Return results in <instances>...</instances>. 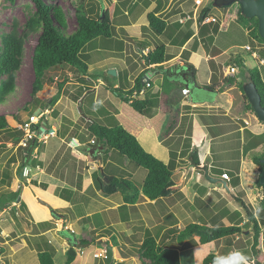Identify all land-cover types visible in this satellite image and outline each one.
I'll return each mask as SVG.
<instances>
[{"label": "rangeland", "instance_id": "374dc122", "mask_svg": "<svg viewBox=\"0 0 264 264\" xmlns=\"http://www.w3.org/2000/svg\"><path fill=\"white\" fill-rule=\"evenodd\" d=\"M97 1L98 0H45L47 4L61 9L65 16L69 31L73 30L76 26L74 8L78 6L81 2L82 6L85 9L95 6V10H97ZM161 1L168 3L170 0ZM209 1L210 0H172L174 6L170 10L161 13V15L164 18L169 19V17L175 14L188 13L189 18L195 20L203 6ZM194 3L198 4L197 7L195 5L193 6ZM128 5L129 7H132V9L129 14L126 15L125 19L126 21H128L129 19V21L132 23V27H129L130 24L125 27L128 28V31H130L132 35L139 36L138 26L143 23V21H145L146 12L149 10L145 9L142 3L135 2V0L129 1ZM236 9L237 3H233L227 10L221 7H213L210 16L216 18V20L218 21L217 23H227L233 17V13ZM33 11L34 7L30 0H0V35L10 30V24L12 21H16L19 25V30L22 31V25L24 21L33 13ZM115 19L117 22H121V20L124 21V19L121 17V13H119ZM243 23L244 22L240 21L239 23H232L233 25L228 26L224 31L213 30L214 26L216 25L215 22L207 25L208 29H210V36L205 39L204 43L198 40L196 46L200 47L201 45L198 44L203 43L202 47L205 48L206 51L208 50V54H214V57L212 58V60H210V62H207L206 60H202L199 62L196 72V78L197 82L200 85L205 86L207 82H209L208 77L209 79L211 78V72H213L214 74L212 75V82H223L222 76H224V68H226L228 65L236 66V59H240L239 57L243 58L244 61H246V69H259L262 74L264 83V64H261L259 62V60L263 58L262 56L264 54V50L260 53L259 49H264V43L260 44L250 35H247V32L243 30ZM116 30L118 36H123V33L119 31L120 28H116ZM36 37L37 34L30 33L24 39L21 65L17 70L15 77L16 87L15 90L6 97L5 101L0 104V114L7 115L6 118L10 131H20V128H22L28 122L29 116L31 114H37L41 112L48 113L47 119L45 120V125L51 127V129L53 128V126L55 128L52 129V132H37L35 133V135H32V137L36 139V143L38 144L37 147H34L31 150V154L34 160L36 161V165L33 166L32 164H29L30 166H28V168L21 169L24 175L22 178L18 173V169L20 168L23 159L21 155L23 150L18 146L27 145V138H30V136L24 131V135L22 136V138L14 144L8 138V131L0 132V179L2 178L4 182L2 184L3 187H0V190L2 189V194L0 193V195H3V198L8 197L10 194L11 190L9 191L8 187L12 188L16 185V183H21L20 185L22 189L23 186H28L33 191L32 196H35V191L39 192V190H45L47 188L52 177L53 180L55 178V188L57 185L56 191H59L60 195H57V193L55 194L54 186H52V188L50 186L49 190H51L54 194V197L52 196V200H55V204L58 205V203H60V200L58 198L64 196L63 194H61V187L59 184H63L64 182V187H69L70 185H73L72 187H75L76 189L72 196H70L69 198L70 203L77 204L84 200L85 203H87V206L90 207L89 211L91 210L100 212V214H91L89 217L86 216L83 221H79L76 225L66 220V222L64 221L63 225H65V223H69V225L66 224L67 226L63 228H61L59 224L60 221L58 219L50 217L46 219L48 220L47 227H51V231L54 232V234L57 232L54 236L60 235L62 229L64 228L71 230L75 233L77 232L78 239H84L90 242L88 246L82 248V250L84 251L82 253L79 252V254L83 256L87 253L90 255V257H92L93 252L95 254H98L103 253L104 251L105 253V247L107 245L105 239L99 241L100 244L95 242V239L98 237V235L100 233H105V230H107L108 232L112 231V233L117 235V239L121 243V247L118 252L122 254V251H126L127 248L132 247V245L135 244L138 240L141 241V237L143 238L146 231L150 232V234L152 235L158 234L155 237L157 239H164L165 241L166 238H168L169 236L165 230V227L168 225L167 222H173V217H177L178 219H175L176 221L174 222V224L178 223L182 227L185 223L189 222L188 219H193L194 215L195 218L202 216L201 211H190L189 207H187V202L191 203L190 200H193L192 193L194 191H199L198 193L201 195L202 193H206L207 188H212L211 194H214L217 197H220L221 194H226L225 189L221 187V185H223L221 182L215 183L218 188L213 189V182H210L205 177V173L203 171L205 165H201L200 163H207L209 157L203 155L202 152L204 148L202 146H199V148L196 150V161L198 162V165L194 164L192 160L189 159L187 156H184V158H180L178 160L173 178L176 180L179 179V181L180 179H185L187 181V183L183 182L185 186L187 185V196L185 198L178 196H176L175 198H165L163 200L164 206L166 208L167 206L171 208L168 213L160 212L157 206H153L154 208L151 209V206H148V208H146L144 207V205H130L131 208L127 210L128 213L125 211L124 206L120 208H108L109 206H111V203L121 201V196L118 193L112 195H104L98 192L97 194L95 192L94 184L92 182L91 173L95 170L98 176L100 175L101 171H104L105 174L115 176L122 175L127 178L131 186H139L145 176L146 170L134 164L125 155H121L114 150H108L107 153L105 151H96L94 153H91V149L89 148L90 146L86 144L82 145L78 149L75 148L76 150L72 152V149H74V144H72L71 141L75 139V137H69L62 141L56 136V132L53 130H55L62 122L67 123L71 126L74 125V127H77L78 125L81 131H84L85 133L84 126L86 120L83 121L84 119L82 113L84 112H82V110L88 109V106L91 102V98L89 97L90 95H87L85 99L80 103V99L82 96L80 98L79 96L84 90L80 85L81 83L77 82L76 69L67 65H62L50 69L44 77L43 88L36 94L37 98H32L30 94L31 82L33 79L31 53ZM144 38L150 41V47L152 48L154 47V45H156V43H163L165 40V35H157L155 37L150 35L149 37ZM99 39L102 38H98L89 42V44L84 47V51L82 52V54L86 53L90 55V58L94 57L95 55L93 54L94 51L92 47L93 45H95L94 43L100 42ZM134 39L135 42L138 43L141 38L139 37ZM130 41L131 39L128 38L126 42L127 46L125 48V51L122 52L118 56V58L113 56L112 54H109L108 56L113 58L112 61L114 63L116 62L117 64H119L120 67H125L129 74V81L133 83L132 80L135 78L134 70L130 69L131 65L128 60H130L131 62H135L136 65L134 66V69L139 64V66L136 67L137 69H135L137 71H139V69L142 67V62H140L138 56L135 54V52L137 51L136 46L133 45V43H131ZM243 44L249 45L252 49H255L256 56L251 55L249 51L245 50V46ZM173 48L174 47L169 46L167 48V51L170 52ZM141 53L144 52L142 51ZM105 54L106 52H100L99 54L97 53L96 60H102ZM215 57H217V59ZM82 58L84 59L83 56ZM202 58L204 59V57ZM85 60L91 63L90 60L88 61L86 58ZM108 62L109 61L105 62L102 65V70L104 72L103 75H105V77L113 85L117 86V80H125L124 73L123 71L119 70V68L116 70L115 67H108ZM217 62H219L221 68L219 71L220 74L218 75L216 74L215 70V68L217 67V65L215 64H217ZM92 65L94 66V64L88 65L90 73L99 75L100 73L95 72L97 71V68L92 67ZM239 68L240 66L238 67V69ZM109 69H115L117 73H121L117 76L106 75ZM245 72L246 71L241 68L240 72L238 73L240 78H243V80L247 79V77L244 78V76H242V73ZM148 75L152 79L153 85L150 88H147V95H150V97L153 96V98L155 99L154 93H157V91L161 87L159 85L161 79H159V75H154L152 72L148 73ZM155 76L158 77L156 80ZM57 82L62 83L60 97L52 107H49L48 102L51 96L54 95V93L56 92ZM170 87V85L168 86L166 83H162L163 91L167 90ZM103 89L104 86H102L101 84H99L96 88V100H108L112 102L117 109L120 119L119 122L128 131L136 135L140 130H146L147 132L152 133L153 137H149L147 140L148 142H145L142 139H140L139 142L146 151L153 154L156 158L160 159L163 162L168 161L167 149L163 145L157 143V138H155V134L157 137V133H160L163 128L164 122L167 123L169 117H166V115L160 112H157L158 114L154 115L152 109L146 110L144 113L136 112L132 109L129 104H124L123 102L115 100V98L109 97V94H107V92H105ZM221 90H223V87H221ZM221 90H206L202 92H205V94L209 96V100L213 103L225 102L228 105L227 108H229V113H254L245 108L243 97L237 96V94L233 92L236 89L227 91L224 95H221ZM185 92L186 90L184 91V93ZM202 92H196L195 94L202 95ZM179 96V90H177L175 94H172L173 106H177L180 103V101L177 99ZM102 107L101 110L102 112H104ZM24 108H28V110L26 111L24 110ZM79 109L81 111H79ZM91 109H93L94 111L93 106H91ZM198 109H204V107H200ZM207 109V112L209 113H221L222 110L224 111V109L220 108V106H218V108L214 106L207 107ZM16 116L19 117V120L15 118ZM185 121L186 120L182 118L180 122L184 124ZM258 121L263 122L259 119ZM222 140L223 141L221 142V146L220 143L218 145L214 144V147L218 150L216 152V155L214 154L215 160L219 158L223 159V151H225V159H227V161L229 159L231 161L238 160V154L240 152V147L236 145L238 144V138L232 135L230 137L222 138ZM207 141L208 140L205 139V142ZM216 142H219V140H217ZM225 146L227 147L225 148ZM221 147H223L224 149H222ZM69 151H71V154L75 156L71 157L69 155ZM64 152H66L64 156H68L67 158L69 160V165L71 164V161H74L75 163L72 176H69V167L71 166L67 165L65 167H60L57 165L60 158H62ZM250 158L251 157L247 159L250 160ZM190 163H192V165ZM49 164L50 166L47 167ZM98 166H100L101 170L98 168ZM250 166L252 169L251 174L253 176H258L257 170L253 168L251 164ZM48 168L50 169L47 170ZM228 171L230 174H234L236 172L231 171L230 169H228ZM210 172H208V175L210 176L211 174H214V176L220 175V173L214 169H212V171ZM222 172L225 173L226 171ZM64 177L67 179H64ZM59 179L62 182L59 181ZM68 179H71V182H69ZM17 189L18 186L16 187V190ZM232 190L234 189L232 188ZM244 190L246 191L245 187ZM35 197L33 200L35 201L36 205H41L44 207L42 203H39L37 202V200H35ZM86 198H89V201ZM223 201V199H219L217 204L222 205ZM23 202H21L22 204L20 203V205L18 204V202H12L9 207L0 210V228L3 227V230H0V245H5V252L3 254L4 258L1 260L3 263L0 264H38L37 255L35 251L30 249V247L24 246L22 249L14 251V249L18 248L17 246L18 244H20L22 239L30 238V222L28 221L34 222L36 218L44 219L47 216L43 210L38 209L36 207L32 209V215L29 212L28 207L24 206ZM13 204H15V206L18 208L17 211L14 210L15 213L14 211L12 212L10 210ZM57 208H60V206H57ZM157 208L159 211H157ZM76 211L77 209H74V212ZM205 211H210L209 207L205 208ZM124 212H126L125 214L129 216V221H120V218L123 217ZM194 212L196 213L193 214ZM69 216H74L72 211L69 212ZM174 224L172 227L178 228V226H175ZM161 226L162 228L159 229V227ZM44 228L45 227H42V229ZM126 230H128L129 232L127 238L124 237V232ZM66 232L67 231H64L63 234H67ZM242 236V234H239L240 238ZM168 239H170V241L167 242L168 246L173 245L178 247L175 244L176 240L174 238L169 237ZM54 244L56 243L54 242ZM208 245L210 244H207V246ZM55 246L58 247L57 244ZM191 248L192 247H190V249H187V247L180 248V258L184 256L192 257V252H190ZM60 252L61 251L59 250V252L54 255V261L56 264H59L60 262L63 264L66 259L64 253L60 254ZM92 259L94 261L93 263L95 264H105V259L103 258V256H99L97 258L92 257ZM112 262L113 260L110 264H112ZM181 262L182 264H193L189 260L186 261L185 257L181 259ZM124 264H140V262L136 258V256H134L128 257L124 261Z\"/></svg>", "mask_w": 264, "mask_h": 264}, {"label": "trees", "instance_id": "16d2710c", "mask_svg": "<svg viewBox=\"0 0 264 264\" xmlns=\"http://www.w3.org/2000/svg\"><path fill=\"white\" fill-rule=\"evenodd\" d=\"M30 1L33 4L34 11L24 21L22 31L19 30L17 22L12 21L10 24V30L0 35V104L3 103L6 97L15 90V77L16 72L21 65L24 39L30 33L37 34L31 53L33 79L31 82L30 94L32 98H35L37 92L43 88L46 73L50 69L62 65H67L76 69V79L79 83H81L80 85L84 90L83 92H86L85 97L90 95L91 88L94 85V79L98 76L100 77V75L88 72V64L90 62H87L85 58L88 61H92V59L89 57L90 55L86 53L82 54L84 47L92 40L102 38L99 39V43H94L95 45H93V47H100V50L96 53L99 54L100 52H104L106 49H114L115 51H120L121 53L123 49V40L122 38H117L115 27V25L120 22H117L115 18L120 7L129 8L128 10L132 9V7H129L128 5L131 0H98L97 10H95V6L85 9L80 2V4L74 8L76 26L71 31L68 30L65 16L60 8L47 4L45 0ZM151 1L152 0H135V2L142 3L144 7H147ZM230 6L231 5L221 6V8L227 10ZM213 7L216 6H214L213 0H210L203 6L195 20L189 18L185 23H181L177 20L174 22H168L158 11V9L161 8V0H158L157 6L147 13V25H142L141 29L145 35L146 33H148L149 36L152 35L154 37L157 35H165V40L169 41L171 45L179 46L184 44L191 36L194 35V32L190 27L193 21L197 22L198 33L200 36L199 40L203 43L205 39L210 36L209 34L203 35L204 32H210L207 25L215 22L216 25L213 30L224 31L228 26L233 25L232 23H239L240 21L244 22L243 30L247 32V35H250L260 44L264 43V38H262L258 32L257 18H248L243 16L238 4L237 9L233 13L232 19L228 23H217L218 21L216 19L214 21L209 19L207 22L202 23L204 18L211 17L210 13ZM194 38L198 40L195 35ZM131 40L135 41L134 38ZM164 42L156 43L154 47L144 53L143 58L144 66L146 67L145 71L136 76L133 83H130L126 70H123L125 80L119 81L117 86L113 85L105 77V75L102 76V79L106 89L110 90L123 102L129 104L136 112L144 113L146 110L155 106L158 112L166 115V117H169L168 122H164L163 128L159 133L161 143L165 145L169 151V160L167 163L161 161L153 154L146 151L139 143L136 136L126 130L114 119L110 122L106 117V122L102 123L98 120V118L92 115V112L89 109L82 110V112H84L82 113L83 119H88L86 120V125L84 126L85 133L84 131H79V127L77 125V127L72 130V134L69 135L70 138L71 136L76 137V140L81 143L84 142V144L85 142H89V140L94 137L97 145L95 144L93 146L99 145L102 148L101 150L104 151L114 150L121 155H125L134 164L146 170L145 176L139 186H131L127 178L122 175H109L105 174L104 171H101L99 176L95 171L92 173L94 186L103 194L111 195L116 192L122 194L124 202L122 206L136 203L140 194H142L148 201H159L164 198L171 197L174 194L178 197L183 196L172 178L173 170L176 165L175 160L178 155V140L172 133L180 124L182 109L185 108V105L181 106L178 104L177 106H173L172 94H175L177 90H179L180 96L177 99L180 101L186 93H184V91L189 88L185 86L182 80L173 76L171 68L165 66V62L170 60L173 55L166 52V45ZM138 43L140 47L143 48L145 46H150V41L145 38L140 39ZM243 45L247 46L246 44ZM245 50L249 51L250 54L255 52V49H252L250 46L249 49ZM259 50L261 53L264 49L260 48ZM262 57L263 58L260 59L262 61L259 60V62L264 64V54ZM239 58L240 59H236V72L232 76H225L223 83H236L242 93L245 108L253 112L246 96L243 93V86L248 81H253L260 94L261 104L264 106V83L262 74L257 68L246 69L244 59L241 57ZM180 66L188 67V69H190L195 75V68L192 64L184 62V64ZM239 66L240 68L238 69ZM241 68L246 71L245 73H247V79L237 80V76ZM145 72H152L154 75L160 76L161 82L159 85L161 87L157 93H154L155 99L153 96L150 97V95H147V88H150L153 85V82L150 80L149 76L142 79V75ZM120 73L121 72L117 73L116 76ZM106 75L110 74L107 72ZM162 83H166L171 87L163 91ZM206 87L210 90H214L213 83L207 84ZM61 88L62 83L57 82L56 92L51 96L48 102L49 107H52L59 99ZM141 91H143V93H140ZM143 94H145V96L141 97ZM24 110L27 111L28 108H24ZM15 118L19 120L18 116ZM41 126L42 124L40 122L34 124L32 128L39 130ZM62 128H64L63 132H65L68 127L63 124ZM20 129V131H10L6 115L0 114V132L8 131V138L14 144L17 143L24 135L23 127ZM61 136H64V133H62ZM245 137L246 140L243 147L244 152L246 153L250 151L252 161L258 166V171L261 172L264 167L261 163V160L264 158V145L261 151H255L254 149L257 146L264 144V133L252 134L246 130ZM94 140L92 143H94ZM26 144L27 145L25 146H18L23 150L21 153L23 159L20 168L18 169V173L22 174V177L24 175L21 169L28 168V166H30L29 164H32L33 166L35 164L31 150L37 146L36 139L34 137L27 138ZM188 148L189 146L183 145L180 154L185 155L188 152ZM191 155L193 160L198 165V162L195 160L196 151L191 152ZM98 168L100 169V166H98ZM215 170H217L220 174L222 173L219 169ZM256 183L258 186L263 188V186L259 183V177L257 178ZM19 194L20 190H11L9 196L6 198H3V195H0V209L8 207L11 202L18 198ZM239 201L241 200L239 199ZM241 204L244 206L242 201ZM245 209H247V207ZM10 210L12 212L14 211L12 208ZM263 211L264 198L262 199L259 207L260 214H263L261 213ZM231 216L238 217V219L235 224L228 226L222 225L221 223L218 225L208 226L204 223L189 222L179 229L171 228L168 231L174 233V238L178 242L182 243L181 248H186L195 244L207 245L215 240L232 236L236 232L240 231L241 226H238V223L241 221L239 213L237 211L232 212ZM247 217V224L251 223L253 231V235L251 237V251L254 255L255 263L264 264L263 252L259 247L261 238L260 226L258 225L254 214L248 210ZM39 226L48 228L47 221L40 222ZM60 226L63 228V223ZM63 230L68 231L73 236L75 235L71 230ZM34 231L36 233L38 232V229L35 228ZM104 232L105 233H100L99 235L107 237V244L120 249L121 243L118 241L117 235L112 233V231L108 232L105 230ZM43 237L44 236L39 237L41 242L35 243L37 248L38 264H55L53 259V248L50 243L46 241L45 237ZM78 242L81 244L87 243L82 239ZM4 252L5 245H0V254L2 255ZM75 255L76 251L72 245L65 252L66 259L64 264H70L74 260ZM122 255L123 257L136 256L142 264H180L179 250L175 247L161 246L156 238L147 231L145 232L141 242L138 243L137 241L132 245V247L127 248L126 251H122ZM95 257L97 258L99 256ZM2 258H4V256ZM103 258L105 259V257ZM201 264H226V261L221 260L216 254L209 252L202 258Z\"/></svg>", "mask_w": 264, "mask_h": 264}, {"label": "crops", "instance_id": "0c3cea01", "mask_svg": "<svg viewBox=\"0 0 264 264\" xmlns=\"http://www.w3.org/2000/svg\"><path fill=\"white\" fill-rule=\"evenodd\" d=\"M157 2H158V0H152L148 4V6L144 7V8L151 11L157 6ZM194 5L197 7L198 4L194 3L193 6ZM173 6H174V3H172V0H170L168 3L161 1V8H159L158 11L161 14L164 11L170 10ZM196 7H194V8H196ZM120 8L121 9H119L118 14L121 13V17L124 19V21L121 20V22L119 24L115 25V27L117 29L120 28L119 31L121 33H123V36H118L117 32H116L117 38H119V39L122 38V40H123V46H122L123 49L121 51V53H122L125 51V48L127 46L126 42H127L128 38L132 39V38H139L140 37L141 39H144L145 34L143 33L141 26L147 25V23H148L147 22V13L149 11L146 12L145 21H143V23H141L138 26L139 36H135V35H132V33L130 31H128V28L125 27V26H128L129 24H130L129 27L130 28L132 27V23L129 21L128 17H127V19L129 22L126 21V19H125L126 15L129 14L131 9L128 10L129 8H124V7H120ZM186 15H188V13L175 14V15H172L171 17H169V19L168 18H165V19L168 22H174L176 20L178 21L182 17H186ZM188 19H186L183 23H185ZM190 27L193 30L194 35L197 36V38L199 40L200 36L198 33L197 22L193 21L191 23ZM204 33H203V35L210 34V32H208V31L204 32ZM194 35L191 36L184 44L179 45V46L178 45H171L169 41L165 40L164 43L166 45V52L173 55V57L170 60L165 62V66L171 68L173 71L178 66L184 64V62L190 63L195 68V78H196V72H197L199 62L202 60H206L207 62H210V60H212V58L214 57V54H212V55L208 54V52H207L208 50L206 51L205 48L202 47L203 43H201V44L199 43L198 45H201V46L197 47L196 45H197L198 40H196L194 38ZM147 36L149 37L148 33H146L145 37H147ZM199 41H201V40H199ZM130 42L136 46L137 51L135 52V54L138 56L140 62H142V67L139 69V71H137L135 69H137L136 67H138L139 64L134 69V66L136 65L135 62H131L130 60H128L130 62L131 67H132L130 69L134 70V75L136 77L141 72L145 71L146 67L144 66L143 56H144L145 52H147L148 50L151 49V47L145 46L143 48V47H140L139 43H137L133 40H131ZM169 46L174 47L172 49V51H170V52L167 51V48ZM92 49L94 51L93 54L95 56L91 57L92 61L88 65L94 64V66L92 65V67L97 68L98 72L97 71H95V72L100 73L99 74L100 77L98 76L96 79H94V85L91 88V93L89 96L91 98V102L88 106V109L92 112V115L95 116L96 118H98V120H100L102 123L106 122L105 119L107 117L109 119L108 121L111 122L112 119H114L117 123L121 124L119 122L120 119H119L117 109L112 102H110L108 100H104V101H97L96 100V93H97L96 88L98 87L99 84H101L102 86H104L103 90L105 92H107V94H109V97L115 98V100L123 102L119 97L115 96L110 90L106 89L104 81L102 79V76L104 74V72L102 70L103 69L102 65L107 61H109L108 67H110V68L115 67L116 70L118 68L121 71L126 70L125 67H120L119 64H117L116 62L114 63L112 61L113 58L108 56L109 54H112L113 56L118 58V56L121 53H120V51H115L114 49H112V50L106 49L104 51V53L106 52V54L104 55L102 60L97 61L96 60L97 59L96 58V55H97L96 52L98 50H100V47L96 46V47H93ZM244 49H245V47H244ZM142 51L144 53H141ZM116 53H118V54H116ZM202 57H204V59ZM215 58L217 59V57H215ZM244 63H246V61ZM215 65H217L215 70H216V74L218 75V74H220L219 71L221 69L220 64H219V62H217V64H215ZM88 72L90 73L89 69H88ZM223 72H225V68H224ZM148 73H150V72H145L142 75V79H144L146 76H149ZM116 74H117V72H116ZM127 74H128V71H127ZM212 75H214L213 72H211V78L209 79V77H208L209 82H207V84L213 83L214 90L208 89L206 87L207 84L205 86L200 85L197 82V78H196V82L198 84V87L186 90L184 97L180 100L179 104L181 106L185 105V108L182 109L181 120L183 118L186 121L184 124H182L180 122V124L174 129V131L172 133L175 136V138H177V140H178V146H177L178 147V150H177L178 155H177L176 160H175L176 165H175V168L173 170L172 178L174 176V172H175V169L177 167L178 160L180 158L181 159L184 158V156H187L189 159L192 160V162L194 164H196V162L193 160L191 152H193V151L195 152L199 148V146H202L204 148L202 153L204 156H206V157L208 156L209 160L207 163L205 162V163H200V164L205 165V167L207 169V173L212 171V169H214V170L219 169V171H221V172L226 171L225 173L228 175L229 179L225 180L221 177V174L223 172L217 176L216 175L214 176V174H211V177L219 178L222 181H224V184L221 182L223 184V185H221V187L223 189H225L226 194H221L220 197H217L214 194H211L212 188H207L206 193L205 194L202 193L201 195L198 193L199 191H194L192 193L193 200H190L191 203L187 202V207H189L190 211L191 210L192 211H195V210L201 211L202 216L195 218V215H194L193 219L190 218L188 220H189V222L204 223L208 226L218 225L220 223L222 225L228 226L231 224H235L238 217L231 216V213L237 211L239 213V217L241 218L240 223H238V226H241V229H240V231L236 232L232 236H227V237L221 238L219 240L213 241L208 246L207 245H200V244H195L193 246H189V247H187V249H190V247H192L191 251H190V252H192V257H188V256H184V257H185L186 261L189 260L193 264H201L202 258L206 254H208L209 252H212V253L216 254L221 260H225L226 264H256L255 259H254V255L252 254V251H251V241H252L251 237L253 235V231H252V227H250L251 225L247 224V222H248L247 210L254 214V216L258 222V225L260 226L261 238H260L259 247L262 249L263 256H264V215H263L264 211L261 212L263 214H260V212H259V207H260L262 199L264 198V193H263V188L258 186L256 183V180L259 177L258 166L252 161L251 158H250L251 162L249 159H247L250 157V151L245 153L243 147L245 145V140H246L245 131L248 130L252 134L264 133V121L259 122L256 115H254V113H248V112L247 113H229L230 112L229 108H227L228 105L225 102L224 103H221V102L220 103H217V102L213 103V102H211L209 100V96L207 94H205V92H202V91H206V90L207 91H215L216 89L220 91L221 87H223V90H221V92H220L221 95H224L227 91H231V90L236 89L233 92L236 93L237 96H242V93L239 90L236 83L227 84V83L218 82V81L212 82V77H213ZM242 76H244V78H246L247 73H242ZM224 77L225 76H222L223 79H224ZM237 77H238L237 80L241 79L239 75ZM157 78L158 77L155 76V80ZM128 79H129V74H128ZM134 79L132 81H134ZM150 80L152 81L151 78H150ZM77 82H78V80H77ZM116 83L118 85L119 80H117ZM130 83H131V81H130ZM196 92H202V95L195 94ZM85 94H86V92H83L79 96V98L82 96L80 101L83 100V98L85 97ZM142 96H145V94L141 95V97ZM123 103L127 104L125 102H123ZM91 106H93L94 111H93V109H91ZM102 106H105V107H102ZM213 106L216 108H218V106H220V108H223L224 111L222 110L221 113H217V112H215V113L210 112L209 113V112H207V110H208L207 107H213ZM101 107H102L104 112H102ZM200 107H204V109H198ZM150 109L153 110L152 112H154L153 113L154 115L158 114L157 108L155 106L151 107ZM97 111L100 113H98ZM47 114L45 115V120L47 119ZM85 120H88V119H84L83 121H85ZM63 124L68 127V128H66L65 132H63L64 128H62ZM85 125H86V121H85ZM48 127L49 126H47V128H46L47 133L52 132V129L55 128L54 126L52 129H51V127H49V128ZM74 128H75L74 125L71 126V125H68L67 123L62 122L53 131H55L56 136L60 140L63 141L64 139L69 138V135L72 134V130ZM79 131H81L80 128H79ZM40 132H45V131L40 130L39 133ZM62 133H64V136H61ZM132 134H134V133H132ZM134 135L136 136L138 141H140V139H142L145 142H148L147 140L149 137H153V134L150 132H147L146 130H144V131L140 130L137 135L136 134H134ZM232 135H234V137L238 138V140H237L238 144H236V143L235 144L240 147V152L238 154L239 159L234 160V161H231L229 159L227 161V159H225V151H223L224 152V155L222 156L223 159L219 158V159L215 160L214 154L216 155V152L218 150L214 147V144L218 145L220 143V146H221V142L223 141L222 138L230 137ZM155 138H157L158 144L163 145L159 139V133H157V137L155 134ZM205 139H207L208 141L205 142ZM91 140H94V137H92ZM91 140H89V142H85V144H84V142L81 143L78 140H76V137H75V139H73L71 141V143L74 144V149H72V152L76 150L75 148L78 149L82 145H86V144H88L90 146L89 148L91 149L90 150L91 153H94L96 151L97 152L104 151V150H101L102 148L99 145L93 146L96 144V140H94V143H91ZM217 140H219V142H216ZM207 143H209V144H207ZM222 144H224V143H222ZM183 145L189 146L188 152L185 155L180 154L181 148H183ZM263 145L264 144L257 146L254 150L255 151H261L263 149ZM37 146H38V144H37ZM163 146L167 149L168 160H169L168 148L165 145H163ZM226 147L227 146H225V148ZM221 148L224 149L223 147H221ZM69 152H70L69 155L71 157L75 156V155L71 154V151H69ZM105 152L107 153L108 150ZM65 153L66 152L63 153L62 158H60L57 165L60 167L61 166L65 167L67 165L71 166V167H69L70 168L69 176H72L73 170L75 167V163H74V161H71V164L69 165V160L67 158L68 156L67 155L64 156ZM218 155H219V153H218ZM98 158H100V157H98ZM195 160H196V157H195ZM167 162L168 161H166L165 163H167ZM50 164L47 167H49ZM190 164L192 165V163H190ZM250 164L253 166V168H255L257 170L258 176L257 175L253 176L251 174L252 169H251ZM34 165H36V161H35ZM49 169L50 168H48L47 170H49ZM228 169H230L231 171H236V172L234 174H230ZM92 173H91V176H92V182H93V174ZM19 175L22 178V174H19ZM64 179H67V178L64 177ZM54 180H55V178H54ZM54 180L51 177L49 185L47 186V188L45 190H39V192L35 191L36 197L32 196L33 191L28 186H23V189H22V187L20 185L21 183H16V185L12 188L8 187V189L14 191V190H16V187L18 186L17 190H20V194H19L18 198L13 202H18V204L20 205V203L24 201L23 202L24 206L28 207V210L32 215H33L32 209H34V207L43 210L47 215L46 218H44V219H37L36 218L34 220V222L28 221V222H30L29 223L30 231H31L30 232V238L22 239L20 244H18V246H17L18 248L14 249V251L20 250L24 246H28V247H30V249L35 251V253L37 255V248L35 246V243L41 242L39 240V237L44 236L45 238L47 237L46 241L49 242L53 248L52 249L53 250V259H54V255H56L59 252V250L61 251L60 254L64 253V255H65L66 250L70 246L73 245L75 248V251H76V255L74 257V260L70 264H95V263H93L94 261L92 259V257H95L94 252L92 253V257H90V255L87 253L84 254L83 256H81L79 254V252L82 253L84 251V250H82V248L88 246L90 242H88V240L82 239V240L86 241L87 243H86V245L83 243L84 245L81 248H78L76 245L81 244L78 242L81 239L77 238V235H78L77 232L76 233L74 232L75 235L73 236L68 231L66 232L67 234H63L64 230L62 229L60 235L54 236L57 232L54 234V232L51 231V227L42 229V227L39 226L40 222L48 221L46 219H48L50 217L58 219L60 221V223H59L60 225L62 223L64 224V221L66 222V220H68L70 223L72 222L76 225V224H78L79 221H83L86 218V216L89 217L91 214H100V212L91 211V210L89 211L90 207L87 206V203H85L84 200H82L80 203H77V204H71L69 201V198H70V196H72V194L74 193L76 188L72 187L73 185H70L69 187H64V182H63V184H59L61 187V194H63L64 196L58 198L60 200V203H58V205L55 204L56 203L55 200H52V196L54 194L52 193L51 190H49L50 186H51V188H52V186H54V188H55L56 182ZM68 180H69V182H71V179H68ZM173 180L176 183L177 187L179 188L180 192L183 194V196H181V197L185 198L187 196L186 195V192H187L186 186L187 185L185 186L183 184V182L187 183V181L185 179H183V180L180 179V181H179V179L176 180L174 178H173ZM59 181H61V180L59 179ZM217 182H213V185H214L213 189L218 188V186L215 185V183H217ZM3 183L4 182L1 178L0 179V187H3V185H2ZM65 185H66V183H65ZM182 185L184 188L182 187ZM244 187H245L246 191L244 190ZM56 188H57V185H56ZM56 188H55V194L57 193V195H60L59 194L60 192L56 191ZM94 188H95V192L97 194H98V192L102 193L95 186H94ZM232 188L234 190H232ZM1 191H2V189L0 190V193H1ZM116 193H118L121 196V201H116V202L111 203V206H109L108 208H112V207L120 208L122 206V204L124 203L123 198H122V194L119 192H116ZM116 193H114V194H116ZM104 195H106V194H104ZM176 196L177 195L174 194L171 196V198H175ZM34 197H35V200H37V202L42 203L41 201H44L45 203H47V205L42 203L44 205V207L41 205L37 206L35 201L33 200ZM140 198H143V199H140ZM167 198H170V197H167ZM86 199L89 201V198H86ZM164 199H162V201L161 200H159V201H154V200L148 201L147 199H145L143 197L142 194H140L136 203L124 205L125 211L127 212V210H129L131 208L130 205H135V206L144 205V207H146V208H148V206H151L152 207L151 209L154 208L153 206H157L159 208L160 212H167L168 213L171 210V208L169 206H167V208L164 206V204H163ZM219 199L224 200L222 202V205L217 204ZM239 199L242 201L244 206L241 204V201H239ZM209 203H211V204H209ZM61 205H62V207H61ZM57 206H60V208H57ZM208 207H209L210 211L206 212L205 208H208ZM246 207H247V209H245ZM5 208H7V207H5ZM5 208H2V209H5ZM11 208L16 210V211L18 210V208L15 206V204H13ZM158 208H157V211H159ZM74 209H77V211L74 212ZM71 211L73 212V215H74L72 217L69 216V212H71ZM126 212H124L123 217L120 218V221L122 220V222H126V221L130 220L129 216L125 214ZM195 213L196 212H194L193 214H195ZM173 218H174V220H172L173 222H170V223L167 222L168 225L165 227V230H166L167 234L169 235L168 238L169 237L174 238V236H173L174 233L169 232L168 231L169 229H171V228L179 229L181 227L178 223L174 224V222L176 221L175 219H177V217H173ZM189 222H187V223H189ZM187 223H185V224H187ZM66 224L67 223H65L64 227L69 225V223L67 225ZM173 224L175 226H178V228L172 227ZM249 224H251V223H249ZM34 226H35V228L38 229V232H36V233L34 231V229H35ZM2 228L3 227H1L0 230H3ZM160 228H162V226L159 227V229ZM64 229H66V228H64ZM124 233H125V236L124 235L123 236L125 238H127L128 233H129L128 230H126ZM157 233H158V231H157ZM239 234H242L243 236L240 238ZM156 235H158V234H156ZM156 235H153V236L155 237ZM168 238H166V240H165L166 242L164 241V239H157L156 238V240L163 247H175V248H178V250L182 247V243L178 242L175 238H174L176 240L175 244L178 247L173 246V245L168 246L167 242L170 241V239H168ZM53 239H54V241H53ZM103 239H105V241H106L107 237L98 235V237L95 239V242L99 243V241H102ZM141 240H142V237H141ZM54 242L57 244L58 247L55 246L56 244H54ZM139 242H141V241L138 240V243ZM42 244H43V241H42ZM111 247L113 250V256H112L113 262H112V264H119V263L124 264V261L128 257H134V256L123 257V255L118 252L119 251L118 248L116 250V247H114V246H111ZM2 257H3V254L2 255L0 254V263H3L1 261L3 259ZM184 257L180 258V264H182L181 259ZM145 261H148V260H145ZM139 262H140V264H142V262L140 260H139ZM59 264H62V263L60 262Z\"/></svg>", "mask_w": 264, "mask_h": 264}, {"label": "water", "instance_id": "95a60500", "mask_svg": "<svg viewBox=\"0 0 264 264\" xmlns=\"http://www.w3.org/2000/svg\"><path fill=\"white\" fill-rule=\"evenodd\" d=\"M233 3H237L240 6V11L243 16L248 18L250 17L257 18L259 35L262 38H264V0H213V4L216 7L232 5ZM182 71L186 72L187 75L186 78L182 74ZM108 74L115 75L116 71L114 69H109ZM173 76L175 78L182 80L185 86L188 87L189 89L198 87L195 75L190 69H188V67L178 66L173 70ZM243 93L246 96L247 101L249 102L256 117L259 120L264 121V106L261 104L260 94L257 91V88L253 81L250 80L246 84H244ZM79 111L81 110L79 109ZM261 163L264 165V158L261 160ZM203 171L205 173V177L210 182L218 181L224 184V181H222L221 179L214 178L208 175L206 167L203 168ZM259 183L263 186L264 189V167L259 173ZM41 202L47 205V203H45L44 201ZM83 245L84 244H77L76 246L78 248H81ZM112 256H113L112 247L109 244H107L105 247V255H104L106 264L111 263Z\"/></svg>", "mask_w": 264, "mask_h": 264}, {"label": "built area", "instance_id": "2783aa9c", "mask_svg": "<svg viewBox=\"0 0 264 264\" xmlns=\"http://www.w3.org/2000/svg\"><path fill=\"white\" fill-rule=\"evenodd\" d=\"M188 18H189V16L186 15V17H182L178 21L181 22V23H183ZM209 19H211V20L214 21L216 18H214V17H206V18H204L202 20V23L207 22ZM245 49H249V46L248 45L245 46ZM252 55L253 56H256V53L253 52ZM260 61H262V60H260ZM236 70H237L236 66L229 65V66H227L225 68L224 76H232V75H234V73L236 72ZM140 93H143V91H141ZM45 114L46 113H44V112L37 113V114H34V113L31 114L29 116L28 122L23 126V129H24L25 133H27L30 137H32V135H35V133H37L39 131L33 129L32 127H33L34 124H37V123H40V122L42 124V126H41L40 129H42V128L44 129V125H45ZM91 142H93V140H91ZM221 177L224 178L225 180H228L229 179V177H228V175L226 173H223L221 175ZM95 256H103L104 257V251H103V253L95 254Z\"/></svg>", "mask_w": 264, "mask_h": 264}, {"label": "clouds", "instance_id": "9594fccd", "mask_svg": "<svg viewBox=\"0 0 264 264\" xmlns=\"http://www.w3.org/2000/svg\"><path fill=\"white\" fill-rule=\"evenodd\" d=\"M228 66H229V65H228ZM236 68H237V67H236ZM46 114H47V113H46ZM46 114H45V115H46ZM40 128H41V127H40ZM46 128H47V125H44V129L42 128V129H39L38 131L43 130V131L47 132V131H46ZM91 143H92V142H91ZM223 179H224V178H223ZM104 255H105V253H104Z\"/></svg>", "mask_w": 264, "mask_h": 264}, {"label": "flooded vegetation", "instance_id": "af4514ba", "mask_svg": "<svg viewBox=\"0 0 264 264\" xmlns=\"http://www.w3.org/2000/svg\"><path fill=\"white\" fill-rule=\"evenodd\" d=\"M182 74L184 75V77L186 78L187 75H186V72L185 71H182Z\"/></svg>", "mask_w": 264, "mask_h": 264}]
</instances>
